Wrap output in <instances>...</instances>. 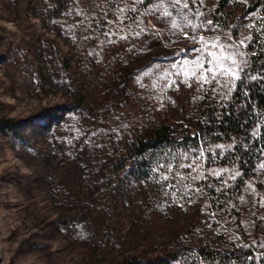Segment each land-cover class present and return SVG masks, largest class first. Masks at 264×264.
I'll list each match as a JSON object with an SVG mask.
<instances>
[{
    "label": "rangeland",
    "instance_id": "374dc122",
    "mask_svg": "<svg viewBox=\"0 0 264 264\" xmlns=\"http://www.w3.org/2000/svg\"><path fill=\"white\" fill-rule=\"evenodd\" d=\"M59 1L0 0V264L162 258L180 233L211 229L197 167L179 185L126 173L121 187V140L190 118L205 90H230L255 17L239 8L233 30L210 27L217 0H197L203 15L191 0L182 15L171 0H61L54 17ZM9 121L18 128L4 133ZM244 197L229 241L263 243L264 181Z\"/></svg>",
    "mask_w": 264,
    "mask_h": 264
},
{
    "label": "trees",
    "instance_id": "16d2710c",
    "mask_svg": "<svg viewBox=\"0 0 264 264\" xmlns=\"http://www.w3.org/2000/svg\"><path fill=\"white\" fill-rule=\"evenodd\" d=\"M65 8L60 0L50 12L57 17ZM239 8L255 17L256 28L230 90H205L190 118L163 121L138 137L122 139L112 167L121 187L128 176L152 181L163 174L179 185L197 167L211 229L203 237L193 230L180 233L179 246L162 258H129L121 264H264V242H246L239 233L231 241L228 236L231 226L244 227V196L258 191L264 181V0H217L207 25L230 30L232 13ZM3 127L4 133L18 128L11 121ZM180 188L172 193L178 196Z\"/></svg>",
    "mask_w": 264,
    "mask_h": 264
},
{
    "label": "snow or ice",
    "instance_id": "6c2138e0",
    "mask_svg": "<svg viewBox=\"0 0 264 264\" xmlns=\"http://www.w3.org/2000/svg\"><path fill=\"white\" fill-rule=\"evenodd\" d=\"M171 4L173 5V7H174L177 15H182L185 10H189L190 11V3H189V0H171ZM191 4L197 6V10H196L195 15H203V13H201L199 11V5H197V0H191ZM199 4H203V0H199ZM157 7L159 8V7H161V5H157ZM164 15L165 16H168V17H171L172 16V13L169 12V11H167V9H165ZM183 19L189 25H191L193 28L195 27V25L192 24V21L188 20L187 16H183ZM208 23L211 24V21H208ZM172 26H173V28L178 27V25L175 23V21H173ZM136 35H140V33L137 32ZM192 39H196V37L193 36ZM200 39L203 40L204 37L201 36ZM249 39H250V37H249ZM241 44H243V41H241ZM212 46L213 47H216V45H212ZM209 57H210L209 58V65L212 64L213 59H217L218 60V58H215L214 57V54H212V53H209ZM226 59H232V58L231 57H226ZM233 63H235L234 60H233ZM218 66H219V63H218ZM201 67H202V65H201ZM205 73H206L205 75H202L201 77H199V79H201L204 82H209L207 73H211V76H212V79L213 80L216 78V73L213 71L212 67L207 68L205 70ZM225 74L226 75H229L230 74V75H232V76L235 77V73H231V72H227L226 71ZM192 75H195V73H192ZM163 179H168V177L165 176V177H163ZM169 186L171 187V185H169Z\"/></svg>",
    "mask_w": 264,
    "mask_h": 264
}]
</instances>
